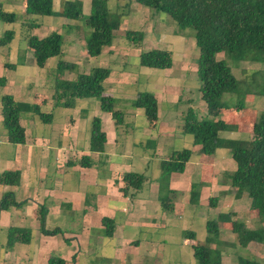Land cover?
Masks as SVG:
<instances>
[{
    "label": "trees",
    "instance_id": "obj_1",
    "mask_svg": "<svg viewBox=\"0 0 264 264\" xmlns=\"http://www.w3.org/2000/svg\"><path fill=\"white\" fill-rule=\"evenodd\" d=\"M147 6L155 13L167 14L175 27V34H182L186 30L194 37L198 48L196 71L200 82L201 99L207 106L205 116L199 117L193 108H189L184 116L182 132L192 136V143L199 145V152L215 156L218 149H227L235 162V170L229 175L232 192L236 198L247 193L250 199L249 208L256 211L258 218L264 222V109L259 112L252 122V136L227 137L225 132H239L236 122H229L220 118V113L226 103L222 98L229 94L236 97L234 106L245 109V90L240 87V80L233 74L224 58L218 59L219 53L227 54L234 61H258L264 64V0H135ZM83 0H65L60 9H56L53 0H25L23 14L24 25L29 29L40 26V16H53L69 20H84L87 32L84 33L85 50L88 56H98L105 46H110L120 29L123 15L112 12L108 7V0H91L87 15L83 13ZM17 14L3 9L0 5V21L14 22ZM68 31L76 29V25L65 24ZM124 37L130 44L140 45L144 39V32L128 29ZM118 34V33H116ZM12 29L4 30L0 36V45L6 46L12 41ZM63 34L51 31L43 37L29 34L26 37L27 48L32 51L34 64L44 67L48 58L56 57L55 71H76V63L65 60L62 56ZM24 65L22 58L15 63L7 62L5 66L15 69L17 65ZM139 64L154 69H168L173 65V52L170 49L151 48L140 52ZM111 69L106 66H94L88 72L77 73L74 79L54 77L52 99L54 106L74 107L77 99L93 97L97 99L103 111L111 113L116 125L123 124L124 115L115 109L117 98L104 94V80L110 75ZM6 83L5 76H0V86ZM264 96V68L263 83L257 90ZM1 115L3 128L8 141L14 144L25 142L24 127L20 123V113L31 111L44 121L51 120V114H45L38 104H29L16 100L11 94L1 96ZM134 107L142 108L148 122L155 125L159 118L158 102L154 93L139 91L131 100ZM151 141V140H150ZM154 144V141H152ZM106 133L101 128L99 117L91 120V137L89 150L102 153L105 149ZM193 151L189 148L173 149L169 157L159 162L160 176L158 200L163 209H174L178 191L170 188L172 173H182ZM81 166H90L88 155L80 158ZM21 172L18 169H7L0 172V184L18 185ZM125 183L121 189L124 193L131 188L141 190L146 175L129 171L122 175ZM202 181L192 180L189 190V202L197 205L200 200ZM219 197L212 195L208 199V206L215 208ZM12 191H6L0 199V210L11 206H20ZM46 208L42 206L39 216L40 231L46 235H54L61 231L59 227L48 229L45 227ZM233 211L220 212L213 219L205 222L207 235L204 243H192L195 264H224L222 251L213 244H221L220 233L222 226L231 225V231L242 247L250 242H264V225L249 228L244 222L235 219ZM105 235L112 236L113 221L102 218ZM225 224V225H224ZM185 238L194 239L193 230H184ZM7 245L15 242L28 243L31 230L28 227H10L7 234ZM48 264H65L59 256H50ZM237 264H264L259 259L239 256Z\"/></svg>",
    "mask_w": 264,
    "mask_h": 264
},
{
    "label": "rangeland",
    "instance_id": "obj_2",
    "mask_svg": "<svg viewBox=\"0 0 264 264\" xmlns=\"http://www.w3.org/2000/svg\"><path fill=\"white\" fill-rule=\"evenodd\" d=\"M63 1L65 0H53L54 7L56 9H60L61 3H63ZM83 1V13L87 15L90 9L91 0ZM8 2L14 4V6L10 7L9 9L15 12L17 14V17L14 22L0 21V36H2L4 30L6 29H12L14 32L11 45L9 47L7 45H0V50H3L2 52H0V72L3 68L5 69V73H3L4 75H7L6 70H8V73H11V69L5 65L7 62H15L16 60H19V52L20 50H22L21 45L25 46L26 37L29 34L34 32L35 35L41 37L51 30L58 31L63 34V44L66 45L64 51L65 53L69 54L67 58L70 59V56L77 55L79 66L76 64V71L70 72V74L74 76V78L77 73L89 71L90 68H93L94 66H104L102 64V61L105 62L106 65L110 66V68H115V70L118 72L122 71V78L124 77L125 79L123 78V80L125 81L121 88L122 91L125 90L123 92V97L128 98L127 101L131 102L133 97H136V94L139 91L152 92L157 98L159 118L152 128V138L156 140L157 137V140L162 141L163 144L166 145L167 150L170 148V146H172L174 149L192 148V136L190 134H185L182 132L184 123L183 119L186 111L189 108H193L199 117L205 116L207 113V106L201 99V93L199 91L200 82L196 71V58L198 56V48L195 45L194 37L189 34V32H192V30H186L182 34H175L173 20H171V18L167 14L162 12L155 13L153 9L144 6L136 2L135 0H108L109 9L112 12L122 13L123 19L120 25V29L116 31V33L118 34L115 33L116 37L112 42V44L114 43V47L112 49H109V51H105L102 59H100L98 58V56H88L85 54L84 33L87 32V27L83 19L69 20L59 17L55 18L53 16H40L39 22L42 24V28L39 30H34L33 28L29 29L27 25L24 26L23 24V19L25 18V16L22 14V8H20L23 0H0V3L4 5ZM65 24L76 25V29L68 31L65 27ZM131 28L144 32V39L138 46L130 44L124 37L123 32ZM70 46H72V48ZM151 48H167L172 50L173 65L168 69L142 67L139 64V54L140 52ZM22 55L24 54L21 53V56ZM217 58L225 59V61L230 66L233 74L240 80V87L242 88V90L246 91L244 95V102L246 104L245 109H237L234 106L236 100V97L234 95L227 94L222 98L226 105L221 111L219 117L229 122L238 123V126L240 128L239 132L237 133L231 134V132H225L223 133V135L250 138L252 136V122L256 120L259 112L264 109V96L259 94V91L257 92V90L263 83L264 64L261 61L258 62L246 60L237 62L230 58L227 54L223 53H219L217 55ZM29 59V61L27 60L28 62L26 63V67L24 65L17 66V69L15 71L18 70L19 72L16 73L14 77L22 78L25 75L30 78L34 77V80L36 78L41 79L43 77L44 80L42 78L41 81H43L44 85L52 91L55 73L56 76L59 77V73H57V71H55V68L53 67L57 64V58L52 57L47 63V66H49L50 69L52 68L51 72H47L44 69H38V67L34 63H32L30 55ZM128 72L130 74L129 76H131L130 78H127ZM40 79H37V84H35V86L39 84ZM127 79H131V81L129 80V86L125 85ZM2 87L3 86H0V99L2 94H4L6 91H11L12 89V87ZM121 93L122 92L118 94ZM92 100H95L97 102V99L95 98H91L90 101ZM82 101L89 102L88 99H83ZM127 101L124 102L118 100L117 105H115V109L116 107H121V112L127 113L125 114V121L132 123L130 126H126V124H124V129L121 130V132L125 129L131 131V129L133 128L135 137H138L139 131L136 129L139 128L138 126L142 124L141 117L138 114L144 112V110L142 108L139 109L137 107H134L132 104H129L130 102ZM49 109L50 107H46L42 112H44L45 114H50ZM71 112H73V114L75 115L77 113V110L73 108L54 107L53 116L51 115V123H49L50 121L47 123L42 121L38 116H35L34 114L33 117L35 119L39 118L40 121L46 123L47 129L49 128L48 132H50V127L52 125L61 123L62 118L65 115L70 116ZM78 118L83 119V122H87V129H85L84 131L86 133V136L88 137V126L90 125L89 119L79 117V115H77V119ZM165 125L167 126V129L163 130L162 128H164ZM168 126L170 127V129L172 127V129L170 130L171 133L167 132V130H169ZM41 127V124L37 127V135L46 134L47 129H43ZM28 130H31L30 126L28 127ZM34 130H36V127L34 128ZM161 132L162 134H160ZM164 132L166 133L164 134ZM128 134L129 135L127 137V143V139H120L115 149L117 151L124 152V156L130 158L132 151L129 148L128 142L131 141L132 135L131 133ZM5 135L6 132L3 128L2 122L0 121V172L5 169H12L13 166L11 167L10 163H13L14 160H17V144L4 141L3 136ZM155 144V142L154 144L151 142L150 145L152 147H155ZM126 145L127 150L125 149ZM225 150L227 149H218L216 152L218 153L217 157H215L214 159L213 157H208V160L206 162L204 161L200 165L194 163V160H200L202 156L210 155H203L199 151H196L194 153V156L191 160V162L193 163L189 164V167L186 171L187 179L190 178L191 181L195 179H202L201 181L203 187L204 185H206V182H204L205 180H209L211 177L215 176V185L203 190L202 201H200L197 205L191 204L190 202L189 205L185 197L180 199L181 193L179 192L183 193V189L178 190L176 201L179 202L177 207H175L177 211H174V209H172L162 214L159 213L160 217L157 216V218L160 220H164L165 216L169 218L164 221L168 222V228H158L156 231L153 228H149L145 229L144 231L157 233V235L154 237L156 239L155 242L160 245L162 250H159L161 254L149 257L143 262V264H195V258L191 245L192 243L205 242V238L207 235L205 222L208 219L215 218L217 216L216 213L221 210H237L234 218L244 222L245 225L249 228H257L264 225V222L258 218L256 211L249 210V197L245 193H243V196L240 199L236 198L235 196H233V193L230 194V186H226V184L223 182L224 180H227L226 174L232 172L235 166V162L233 161V159L231 157L230 159L232 161L229 159V152H226ZM163 157L164 156H162V158ZM158 159L159 157H154L149 169L145 171V173L148 175V180L152 179V183L155 180L157 181L158 177L160 176ZM126 164H129V167L131 168V163L129 160H127L125 165ZM55 165L56 163H54L52 159L50 170L48 172V175L46 176V185L52 184L54 182V179L57 180L58 177H62L61 174L56 171ZM133 168L138 169L137 171L141 170V168L139 167ZM16 169L20 171V168ZM106 171L110 172V169L107 168ZM77 173L78 172H74L73 175L70 174L72 180L77 181L73 178V176H77ZM100 175H103V169L100 170ZM42 176V174H36L35 180L33 177H30L28 180H33L36 182L40 181L41 184H44ZM209 183L210 182L207 181V184ZM224 188L225 190H227V194H222V190H224ZM9 189L13 188H11L10 186L6 188L5 186L0 184V199L6 192V190L8 191ZM132 191H134V189H132ZM212 195H218V197L221 199L219 201V206L216 209H212L208 206V199ZM18 198L19 200L21 199L19 196ZM25 202L29 203L30 201L26 199ZM40 202L41 200L39 201V203ZM46 206L49 208V204L47 203V201ZM72 212L74 211L72 210L70 214H64L60 211V214H58V217L56 219L59 222L57 225L61 229V231L54 235H64V237L67 238L64 240L67 241L69 247L71 249H76L74 247L76 245L74 244L76 242L75 238L72 239L70 236H65V234H62L67 230L69 232L68 234H70L71 231H74V233H81L83 224L82 217L80 215H75ZM49 213L50 212H48L47 214L46 211L45 214V216L47 215V218L49 216L50 222L48 225L46 224V226L48 227V229H53L56 223L51 221ZM152 216H154V214ZM137 221L139 223L140 229H142L143 227H148L150 224L149 216H147L146 214L142 216V218L139 217ZM35 222V234H37L38 230L40 229L39 219H37V221ZM183 230L195 231L196 237L194 239L187 238L188 242L185 243L183 241L184 235H182ZM220 240H222V243H215L213 244V247H218L221 249L222 262L224 264H237L239 256L249 258L253 257L261 260L262 262L264 261V242H250L246 247H242L237 241L236 235L231 231L230 224L222 226ZM78 250L79 249L77 248L75 251L76 257H73V261L70 264H76V259L78 255H80V252ZM95 251L96 253H98L96 256V261L94 258L95 255H93L92 252L85 255V253L82 251L81 255H84V257H82L83 260L80 264H114L113 261L115 259L111 260L110 258L100 257L102 251H105L107 255H111V250L109 248L103 250V247L101 249L97 247ZM123 256H125V258L122 260V264H133L130 263V261L132 262L131 257L133 255L125 253L123 254ZM119 261L120 260L117 259L116 263L119 264Z\"/></svg>",
    "mask_w": 264,
    "mask_h": 264
},
{
    "label": "crops",
    "instance_id": "obj_3",
    "mask_svg": "<svg viewBox=\"0 0 264 264\" xmlns=\"http://www.w3.org/2000/svg\"><path fill=\"white\" fill-rule=\"evenodd\" d=\"M24 1L25 0H23V3H21L20 6L22 10H24ZM0 5L7 11H11V9L9 8L14 6V4H11L9 2L5 3V5L0 3ZM41 28L42 24L33 29L39 30ZM51 31H49L48 33H50ZM48 33L44 34L43 36L47 35ZM31 34L33 35L35 33L32 32ZM10 45L11 42L7 46L9 47ZM65 46V44H63L62 46L63 58L68 61L75 62L78 65L77 55L70 56V59L67 58L69 54L65 53ZM70 47L72 48V46ZM113 47L114 43L110 46H105L102 49L100 55H98V58L102 59L105 51H109V49H112ZM21 48L22 50H20L19 52V58H22L24 60V66L26 67V63L30 60L29 55L31 56L32 63H34L32 51L27 48V45H21ZM2 51L3 50L1 49L0 52ZM21 53H23L24 55L21 56ZM85 54L87 55L86 50ZM49 60L50 58L47 59L44 67L41 68L37 66L38 69H44L47 72H51L52 68L50 69L49 66H47ZM15 62H17V60ZM102 64L104 66L106 65V63L103 61ZM53 67L55 68L56 66ZM106 67L110 66L106 65ZM16 69L17 67L15 69H11V73H8V70H6L7 75L3 74L5 73V69H1L0 76L3 75L6 78V83L2 88L12 87L11 91H6L4 94H11L16 100L24 101L29 104H38L41 111H44L46 107H50V114L53 116L54 107H60L54 106L52 99V94L54 92L53 86L52 91L48 89V87L44 85L43 81H41L43 77L41 79L36 78L35 80L34 77L30 78L25 75L22 78H16L14 76L19 72L18 70L15 71ZM110 69V75L103 82L104 94L111 95L117 98L119 101L126 102L128 98L123 97V92L125 90L122 91L121 88L125 81L123 80L124 77L122 78V71L118 72L115 70V68L112 67ZM127 75V78L131 77L129 76V72L127 73ZM59 78L73 79L74 76H72L70 72L64 71L59 73ZM28 79L30 80V82ZM37 79H40V82L37 86H35V84H37ZM129 80L131 81V79ZM129 80L127 79V81L125 82L126 86H129ZM120 92H122L123 94H118ZM91 98L93 97L77 99L74 107H70L76 109L77 113L74 115L73 112H71L70 116L65 115L62 118L61 123L54 124L50 127V132H48L49 128L47 129V122L44 123L40 121L39 118L35 119L33 117V112L22 111L20 113V123L25 129L24 132L26 140L22 144H17V160H14L13 163H10V166H13L12 170L20 168V183L18 185L3 186H5L6 188L9 186L13 188L9 189L8 191L14 190L12 192L14 193L15 199L17 201H22L23 203L20 206H11L9 207V209L0 210V264H48L50 256H59L65 260V264H70L73 261V257H76L75 251L77 248L79 249L78 251L80 252V255H78L76 259V264H80L83 260L82 257H84V255H81L82 251L85 253V255L92 252L93 255H95L94 258L96 261V256L98 253H96L95 249L97 247H99L100 249L103 247V250L109 248L111 250V255H107L105 251H102L100 257L110 258L111 260L115 259L113 261L114 264H117V259L120 260L119 264H122L121 262L125 258L123 254L125 253L133 255L131 257L132 262L130 261V263L133 264H143V262L149 257L161 254L159 250L162 249L160 245L155 242L156 239L154 238L157 233L144 231L145 229L149 228H153L155 231L158 228L167 229L169 224L168 222L164 221L169 218L165 216L164 220H160L157 218V216H159V213L162 214L168 212V210L162 208L160 201L157 198L159 190L158 182L155 180L156 182L154 181L152 183V179L148 180V175L145 173V171L149 169L154 157H159L158 162H160L161 159L169 157L174 148L170 146V148L167 150L166 145H164L162 141L157 140V137L156 140L152 138V128L154 125L148 122L144 115V112H138L140 113L138 115L141 117L142 124L138 126L139 128L136 129L139 131L140 135L138 134V137H135L133 128L131 129V131L125 129L121 132V130L124 129V124H126V126H130L132 124L125 121V114L127 113L122 112L124 114L123 124L116 125L111 113L103 111L100 108L98 102H96L95 100L90 101ZM134 98L135 97H133V99ZM83 99H88L89 102H83ZM129 104H131V102ZM116 109L119 111L122 110L121 107H116ZM34 115L38 116L36 114ZM77 115H79V117L89 119L90 125L88 126V137L86 136V133L84 131L85 129H87V122H83V119L81 118L77 119ZM52 116L49 123L52 122ZM93 117L100 118L101 128L106 133V144L105 149L102 153L89 150V142L91 137V120ZM0 121L2 122L1 107ZM39 123L42 126L41 128L47 129L46 134L37 135V127L40 125ZM29 126L31 127V134L28 130ZM35 127L36 130H34ZM162 129H167V126L165 125ZM168 129L169 130H167V132L171 133L170 130L172 129V127L170 129V127L168 126ZM128 133H131L132 135L131 141L128 142L129 148L132 151L130 158L124 156V152L117 151L115 149L120 139H127V143V137L129 135ZM165 133L166 132H164V134ZM234 133L237 132H231V134ZM160 134H162V132ZM227 137L234 138L235 136L230 135ZM3 140L9 142L7 135L3 136ZM153 140H155L154 142L156 143L155 147H152L150 145ZM199 147V145H194L192 143L191 150L193 151V153L190 160L186 164L185 170L182 173H172L169 182L170 188L177 191L179 189H183V193L179 192L181 193L180 199L185 197L188 203L191 180L190 178L187 179L186 171L189 167V164L193 163L191 162L192 157L194 156V153L196 151H199ZM125 149L127 150V145L125 146ZM225 151L229 152L228 150ZM217 154L218 153H216L215 156L211 157H213L214 159L215 157H217ZM83 155H88L90 157V166L80 165V158ZM162 156L164 157L162 158ZM208 157L210 156H202L200 160H194V163L200 165L204 161L206 162L208 160ZM52 159L54 163H56V171L59 172L62 177H58L57 180L54 179V182L52 184L46 185V176L48 175V172L50 170ZM127 160L130 161L131 168L129 167V164L125 165ZM133 167H139L141 168V170L137 171L138 169H135ZM107 168L110 169V172L106 171ZM235 168L236 166H234L233 171L235 170ZM101 169H103L102 176L100 175ZM129 171L145 174L147 178L145 181L146 184L144 183L141 190L132 191V189L129 188L126 193H124L121 189L123 186H125L122 175L123 173ZM74 172H78L77 176H73V178L77 181L72 180V178L70 177V174L73 175ZM232 172L226 174L227 180L223 181L226 186H230V194H232V186L230 184L231 182L229 175ZM36 174L43 175L42 180L44 184H41L40 181L36 182L33 180H28L30 177H33L35 180ZM214 179H216L215 176L211 177L209 180L204 181L206 182V185H204V188L202 187L201 189L199 202L202 201L203 190L215 185ZM207 181H209L210 183L207 184ZM222 191V194H227V190H225V188ZM245 194L247 195L246 192ZM18 196L21 198L20 200ZM242 196L243 194L241 195V197ZM26 199H28L30 202H25ZM39 199L41 200L40 203ZM220 200L221 199L219 198L217 206L212 209H216L219 206ZM46 201L49 204V208L46 206ZM178 202H175L174 211H177L175 207H177ZM42 206H45L47 214L48 212H50L49 215L51 217V221L56 223L54 225V228L58 227L57 224L59 222L56 218L58 217V214H60V211L64 214H70L73 210L74 212L72 213H74L75 215H80L82 217L83 224L81 233H74V231H71L70 234H68V230H62L66 231L65 233H62L65 234V236L68 235L72 239L75 238L76 242L74 244L76 245L74 247L76 249H71L69 247L67 241L64 240L67 239L66 237H64V235H46L43 234L40 229L38 230V233L35 234V221L39 219ZM232 211H234L235 213L237 212V210ZM220 212L227 211L221 210L216 214ZM145 214L149 216L150 224L148 227H143L142 229H140L137 220L139 217L142 218V216H144ZM153 214L154 216H152ZM104 217L110 218L113 221L112 236L105 235V226L102 222V218ZM49 223V216L47 218L46 215L45 226ZM30 226L33 229H31ZM10 227L30 228V230H32L30 241L28 243L15 242L13 245L8 246L7 234ZM187 240V238H183V241L185 243L188 242Z\"/></svg>",
    "mask_w": 264,
    "mask_h": 264
}]
</instances>
